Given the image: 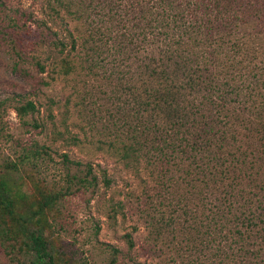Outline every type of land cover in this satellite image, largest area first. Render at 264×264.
Instances as JSON below:
<instances>
[{"label":"rangeland","instance_id":"374dc122","mask_svg":"<svg viewBox=\"0 0 264 264\" xmlns=\"http://www.w3.org/2000/svg\"><path fill=\"white\" fill-rule=\"evenodd\" d=\"M207 4L220 17L231 16L230 42L247 50L237 58L264 80V0ZM91 12L85 20L57 8L53 17L47 0H0V167L15 164L6 180L22 193L15 212L34 211L40 191L55 196L32 221L33 227H42L53 264H184L195 255L185 246L192 247L197 237L194 222V230L184 228V218L210 206L214 185L205 188L177 154L150 164L130 162L120 157L117 145H108L115 131L104 128L105 110L125 109L122 101L129 93L119 88L116 72L111 79L105 75L117 63L127 69L130 60L113 59L111 43L88 38L87 20L99 25L96 8ZM151 47L144 45L140 56ZM92 50L91 57L86 55ZM62 59L71 66L67 72L60 67ZM92 60L101 67H91ZM133 77L126 73L121 80L131 86ZM27 101L31 109H17ZM242 137L254 162L262 156L261 146ZM85 163L96 176L92 184H86ZM257 176L253 173L248 184L259 183L264 171ZM22 240L6 243L8 249L13 246L12 260L0 247V264H27L30 252Z\"/></svg>","mask_w":264,"mask_h":264},{"label":"trees","instance_id":"16d2710c","mask_svg":"<svg viewBox=\"0 0 264 264\" xmlns=\"http://www.w3.org/2000/svg\"><path fill=\"white\" fill-rule=\"evenodd\" d=\"M47 3L53 17L61 8L65 14L86 20L96 8L99 25L95 28L87 20L88 38L111 43L108 50L113 59L118 55L122 61L130 60L127 69L117 63L116 70L105 75L111 79L116 72L119 88L129 93L122 101L125 109L105 110L104 128L115 131L108 145H117L120 157L131 158L130 162L150 164L152 159L177 154L192 166L205 188L214 185L209 191L213 195L210 206L184 218V228L194 230V222L197 234L195 244L185 246L186 252L195 255L184 264H264V176L259 183L248 184L264 171V80L254 76V66L237 58L247 50L230 42L231 16L220 17L221 12L213 10L207 0ZM146 44L152 46L151 52L140 56ZM90 62L91 67H101L97 60ZM35 65L43 71L42 64L36 61ZM60 67L64 72L71 68L65 59L60 60ZM131 72L133 84L126 86L121 79ZM32 107L27 101L17 109ZM245 135L261 146L262 156L254 162V154L242 143ZM63 159L68 161L65 154ZM84 167L90 175L86 184H92L96 176L91 165ZM11 170H16L15 164L4 162L0 167V247L12 260L13 246L8 244V249L6 243L22 236L30 252L27 264H53L42 227H33L32 221L50 208L55 196L40 191L34 211L15 212V201L22 193L6 181ZM253 173L255 177L250 178Z\"/></svg>","mask_w":264,"mask_h":264}]
</instances>
